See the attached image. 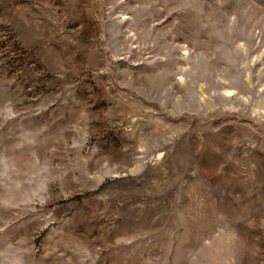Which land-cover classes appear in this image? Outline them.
Masks as SVG:
<instances>
[{"label": "rangeland", "instance_id": "1", "mask_svg": "<svg viewBox=\"0 0 264 264\" xmlns=\"http://www.w3.org/2000/svg\"><path fill=\"white\" fill-rule=\"evenodd\" d=\"M0 264H264V0H0Z\"/></svg>", "mask_w": 264, "mask_h": 264}]
</instances>
